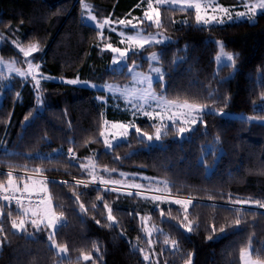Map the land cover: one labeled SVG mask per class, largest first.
Here are the masks:
<instances>
[{"label": "trees", "instance_id": "trees-1", "mask_svg": "<svg viewBox=\"0 0 264 264\" xmlns=\"http://www.w3.org/2000/svg\"><path fill=\"white\" fill-rule=\"evenodd\" d=\"M146 1L0 0V57L19 62L16 47L35 48L33 58L45 79L39 96L42 110L32 80H0L5 86L0 185L9 186L7 173L16 180H28L19 173L44 176L55 213L65 219L53 240L68 252L60 259L43 229L33 237L15 232L13 223L26 217L0 201V264H147L142 256L149 245L146 217L177 244L170 250L157 242V264H242L249 249L255 259L264 260V14L255 23L200 27L194 11L160 10L159 30L172 42L143 50V58L133 62H142L145 70L149 61L144 56L157 51L165 83H160V94L171 102L212 110L206 129L200 126L182 141L170 129L162 144L150 149L136 135L106 151L100 139L104 120L125 123L131 118L112 102L100 103L104 92L68 83L130 80L126 69L111 70L112 54L104 49L99 30L85 23L83 3L91 5L99 21H122L141 17ZM216 1L226 7L240 2ZM118 37L108 32L104 40L122 47ZM218 41L236 54L232 77L233 66L216 70ZM221 111L228 115L212 114ZM146 125L141 120L139 127L146 131ZM216 139L223 149L218 161L214 152L204 154L208 144L217 145ZM90 158L115 178L142 174L168 182L173 196L193 199L192 230L187 232L179 206L161 210L136 196L76 184L89 180L82 164ZM207 165H214L210 174Z\"/></svg>", "mask_w": 264, "mask_h": 264}, {"label": "rangeland", "instance_id": "rangeland-1", "mask_svg": "<svg viewBox=\"0 0 264 264\" xmlns=\"http://www.w3.org/2000/svg\"><path fill=\"white\" fill-rule=\"evenodd\" d=\"M197 3L200 4L199 15L203 19L209 20V23L204 24L202 21H197V13L194 7V5ZM149 4L152 5L151 8L148 7ZM261 4H264V0H240L239 5L236 7L223 6L219 4L216 0H162V2H158V0H148L146 1L145 9L141 17L133 16L131 18L122 20L124 21V23L121 24L120 21H114L112 19H105L103 21L97 20V18L93 14V8L91 7V5L84 2V21L87 25L96 28L101 33V38L106 43L104 49L109 50L112 54V62L110 66L111 70H116V72H118L126 69V73L130 75V80L126 84L106 82L102 85H96L93 83L81 81H77V83H75L77 85L89 87L93 90L104 92L106 97L99 98L100 103L109 104L110 102H112L116 109L124 111L131 118L129 122L125 123L109 122L107 120H104V122L102 123L100 139L101 142L105 145L106 151H112L115 146L129 141L136 135L139 140L143 141L146 144V149H150L153 146L161 145L164 141V136L168 134L170 129L176 131L177 134L174 139H177L179 141L184 140L186 137H188L189 134H191L200 126L206 129V115L209 114L212 110L205 107H198L188 103L171 102L165 99L164 96L160 94L161 88L159 86L163 85L164 87L165 83L164 70L159 63V54L157 51H153L152 53L144 56V59L149 61V65L145 70L142 69V62H133L135 61V59L143 58L142 54H140L143 50L149 47L162 46L172 42V39L169 36L159 30V28L161 27L160 10L162 8L194 11L196 24L198 26L213 27L224 26L239 22L255 23L256 18L259 15L264 14V8L261 7ZM189 5L192 6L190 7ZM145 13L151 14L152 20H148ZM241 13L243 15H239ZM92 17H95V20H93ZM101 24L104 25L103 28L100 27ZM149 27L155 28L156 31L146 32ZM108 32L117 34L119 36L118 38L122 44V47H114L110 43L112 41H110L109 39L104 40V37ZM217 44L219 52L216 57V70L218 72L224 66H233V72L229 76L232 77L236 72V54L227 52L223 47L222 41H218ZM108 45H111L112 48H118L122 52H126V55L124 57H121L119 53L112 52L111 49L107 47ZM141 45H143V47H141ZM16 49L21 51L22 59H19L20 63L17 60L6 61L4 58L0 57V80L11 81V77L16 78L15 76L25 78L27 80H32L35 86V91L38 93L39 102H37V108L42 110V102L39 96L41 95V82H43V80L45 79L43 77H40V63H36L33 58L37 51L35 48L30 47H16ZM25 53H27V55H25ZM225 54L231 55L233 57V61L230 63L227 62ZM19 64H21L23 67H21ZM156 69L160 70L159 75L161 77L162 82H157L158 74L156 72ZM21 73H24L25 75H21ZM33 76H35V79H33ZM145 77L151 79V89H148V82L147 80H145ZM92 85H95V87H92ZM2 88H5V86L0 85V103L3 98ZM145 92H147V95L142 98ZM153 93L155 94L156 99L152 98ZM161 101H165L167 103V106H165V104H162ZM184 105L195 106V109H189L187 107H184ZM145 113H151V118L145 115ZM170 117H172V119H170ZM192 118L196 119L197 122L195 124L191 122ZM141 120H144V122L147 121L149 124V126H143L146 131L142 130L139 127ZM106 121L107 123H105ZM201 121H203V124L201 123ZM113 123L123 124L127 126V135H118V133L123 130L112 128ZM157 127H159L160 129L159 140L156 139ZM181 127L187 129V131H185L184 133H180L178 129ZM136 128L140 129L139 133L136 132ZM145 133L147 134V136H151L152 139L148 140L147 137L144 136ZM105 141H107V143ZM215 142H217V145L211 143L206 146V151L204 152V154L214 152L216 154L215 161H218L223 153V149L218 146L217 139L215 140ZM109 145L111 146L109 147ZM201 161H204L203 157L201 158ZM82 165L83 171L85 175L88 176L89 180L81 181L79 183L77 182L76 184L88 187L96 179H99L102 182L109 181V183L107 184L104 183L107 188L105 187L103 189H105L106 191H111L121 196H136L140 199L150 201L155 208L161 210L164 207L179 206L180 211L184 217L183 222L188 228L186 229L187 232H190L192 230L193 224L189 219V213L195 201L190 198L173 196L170 192V184L168 182L158 179H151L142 174H119L118 177L115 178L112 174L113 172L101 170L100 168L97 169L96 163L93 158L84 161ZM213 169L214 165H207V174H210ZM34 181L43 180H37L34 178H31L29 180L13 179V183L16 188H20V185H23L24 187L25 183L29 185V192H27L26 194H40L44 196V193H38L36 191H33L34 187H40L39 184L34 185ZM117 181L119 183H115ZM137 185H139V187H137ZM46 188L47 196L45 198H48L50 197V194L47 183ZM6 189H9L8 191H11L9 186ZM21 191H23V189ZM177 200L183 201L184 203L177 204L175 203ZM5 205L10 206L6 201ZM18 209L25 214L26 218L22 220L24 222V227L22 229L13 227V230L15 232L26 233L29 237H33L34 232H38L42 229L45 230L47 236L50 232L53 231L50 226H44L46 224V220L39 224V230H37L36 227H33L31 221L33 219L41 220L42 218L40 216L33 217L31 215V212L26 213L24 209L35 208L29 207ZM52 210L55 212L53 203ZM108 215L111 216L110 211L108 212ZM56 216L58 219L56 221L55 233L60 228V226L65 223V219L58 216L57 214ZM110 221L112 224L116 223L112 218L110 219ZM20 223L21 221L15 222L16 225H20ZM144 224L146 226L145 236L149 241V245L146 246V250L142 251V256L147 264H157V253L154 251L156 243L158 242V244H160L162 242L163 249L170 250H175L177 244L176 242L170 241L167 236L163 235V231L159 227L153 225L149 217L144 218ZM163 238L164 240H162ZM49 244L55 250L56 254L59 256L60 259L68 257L67 250L63 247H58L53 239L49 240ZM2 247L3 242L2 237L0 235V252L2 250ZM85 257L87 256H83L81 258L84 259V261L90 260V257H87L88 259H85ZM145 257H147V259H145ZM241 260L242 264H247V262L250 260L257 261L259 262V264H264L263 259L258 260L253 257L251 249L243 252ZM189 264H192V261Z\"/></svg>", "mask_w": 264, "mask_h": 264}, {"label": "snow or ice", "instance_id": "snow-or-ice-1", "mask_svg": "<svg viewBox=\"0 0 264 264\" xmlns=\"http://www.w3.org/2000/svg\"><path fill=\"white\" fill-rule=\"evenodd\" d=\"M158 2H162V0H158ZM189 6L191 7L192 5H189ZM148 7L151 8L152 5L149 4ZM194 7H195V10H196V13H197V15H196L197 21L198 22L202 21L204 24L209 23V20L203 19L199 15V13H200V4L197 3V4L194 5ZM261 7L264 8V4H261ZM145 15L148 18V20H152L151 14L145 13ZM239 15H243V14L241 13ZM92 19L95 20V17H92ZM120 23L123 24L124 21H120ZM100 27L103 28L104 25L101 24ZM107 47L110 48L112 52L119 53V55L121 57H124L126 55V52H122L118 48H112L111 45H108ZM141 47H143V45H141ZM25 55H27V53H25ZM225 57H226V61L227 62L230 63V62L233 61V57L231 55L225 54ZM156 72L158 74L157 75V82H162L161 81V77L159 75L160 70L159 69H156ZM21 75H25V74L24 73H21ZM33 79H35V76H33ZM145 80H147V82H148V89H151V79L148 78V77H145ZM69 83L75 84V83H77V81L76 80H72V81H69ZM92 87H95V85H92ZM146 95H147V92L144 93V95L142 96V98H144V96H146ZM152 98L153 99H156L154 93L152 94ZM161 103L162 104H165V106H167V103L165 101H161ZM184 107H187V108L192 109V110L195 109V106H192V105H184ZM212 114H218V115H221V116H227L228 115V114H225L223 111H221L219 113L213 112ZM145 115H147V116H149V118H151V113H145ZM189 115H190V113H189ZM170 119H172V117H170ZM191 122L193 124H195L197 121H196L195 118H192ZM105 123H107V121ZM201 123L203 124V121H201ZM112 128H114V129H122L123 131H120L118 133V135H120V136H126L127 135L128 128H127V126H125L123 124L113 123L112 124ZM178 131L180 133H184L185 131H187V129L181 127V128L178 129ZM136 132L139 133L140 132V129L139 128H136ZM102 135H103V133H102ZM144 136H146L148 140H151L152 139V137L151 136H147L146 133L144 134ZM156 139L157 140L160 139V129H159V127H157V129H156ZM105 142L107 143V141H105ZM110 146L111 145H109V147ZM69 154L71 155V153H69ZM36 171H39V170L37 169ZM7 175L10 177L9 180H8L9 188H11L14 192L20 191V189L16 188L15 185H14V183H13V179L11 178L12 174L11 173H7ZM21 179H23V177H21ZM29 179H31V178L29 177ZM46 183H47L46 181H34L33 182L34 185H36V184H39L40 185V187H38V188L34 187L33 188V191H36L38 193H44V196H41L40 197L39 203L37 204V206H36L35 209H24V211L26 213L27 212H31V215L33 217L40 216L42 218L41 220L33 219L31 221L33 227H36L37 230H39V224L41 222H43L44 220H46V224L44 226L45 227H49L50 226L53 229V231L48 234L47 238L49 240H52L53 237H54V233H55V229H56V221H57L58 218L56 216V213L52 210V203H51L50 197L45 198L47 196ZM57 183H59V182H57ZM103 183L107 184V183H109V181H103ZM115 183H119V182L117 181ZM137 187H139V185H137ZM0 190H2V191H8L9 189H6V188H4L3 185H0ZM23 191L25 193L29 192V185L27 183L24 184ZM12 198L13 197L12 196H9V195H4L2 197V199L5 200V201H11ZM157 199H158V197H157ZM175 203L182 204L184 202L177 200ZM16 204L18 206H20V207H23V205L21 204V201L18 198L16 199ZM261 206L264 207V205H261ZM109 219H111V216H109ZM97 223H99V221H97ZM236 223H239V220H237ZM13 227L14 228H21L22 229L24 227V222L21 221L20 225H16L15 222H14L13 223ZM85 259H88V258L85 257ZM145 259H147V257H145ZM247 264H259V262H257V261H251L250 260V261L247 262Z\"/></svg>", "mask_w": 264, "mask_h": 264}, {"label": "built area", "instance_id": "built-area-1", "mask_svg": "<svg viewBox=\"0 0 264 264\" xmlns=\"http://www.w3.org/2000/svg\"><path fill=\"white\" fill-rule=\"evenodd\" d=\"M18 175H22L25 177H30V178H34V179H46L45 177L41 176V175H36V174H28V173H19ZM92 186H96V187H104L105 185L103 184V182L99 179H96L93 181V183L91 184ZM106 187V186H105ZM4 195H9L12 196V200L11 201H6L10 206H14V207H20L16 204V199L18 198L21 201V204L23 206H30L33 208H36L37 204L39 203L40 197L42 195L40 194H33V195H28L26 193H18L16 194L15 192L11 191H0V200L4 201L2 199V197Z\"/></svg>", "mask_w": 264, "mask_h": 264}, {"label": "crops", "instance_id": "crops-1", "mask_svg": "<svg viewBox=\"0 0 264 264\" xmlns=\"http://www.w3.org/2000/svg\"><path fill=\"white\" fill-rule=\"evenodd\" d=\"M16 187V186H15ZM11 189V188H10ZM18 189H20V191H16L15 193L16 194H18V193H20V192H23V191H21L22 189H23V185H20V188H18ZM12 190V189H11ZM13 191V190H12ZM14 192V191H13ZM21 208H29V207H25V206H23V207H21ZM25 215V214H24ZM25 219V218H24ZM23 220V219H22Z\"/></svg>", "mask_w": 264, "mask_h": 264}, {"label": "bare ground", "instance_id": "bare-ground-1", "mask_svg": "<svg viewBox=\"0 0 264 264\" xmlns=\"http://www.w3.org/2000/svg\"><path fill=\"white\" fill-rule=\"evenodd\" d=\"M90 186H92V185H90ZM106 186V185H105ZM105 186L103 187V188H105ZM96 187V186H95ZM0 201H2V200H0Z\"/></svg>", "mask_w": 264, "mask_h": 264}, {"label": "water", "instance_id": "water-1", "mask_svg": "<svg viewBox=\"0 0 264 264\" xmlns=\"http://www.w3.org/2000/svg\"><path fill=\"white\" fill-rule=\"evenodd\" d=\"M0 221H1V218H0ZM2 231V229L0 228V232Z\"/></svg>", "mask_w": 264, "mask_h": 264}]
</instances>
